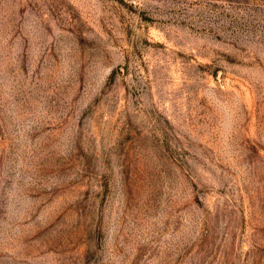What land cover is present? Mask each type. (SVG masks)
<instances>
[{"label": "rangeland", "instance_id": "rangeland-1", "mask_svg": "<svg viewBox=\"0 0 264 264\" xmlns=\"http://www.w3.org/2000/svg\"><path fill=\"white\" fill-rule=\"evenodd\" d=\"M0 264H264V0H0Z\"/></svg>", "mask_w": 264, "mask_h": 264}]
</instances>
